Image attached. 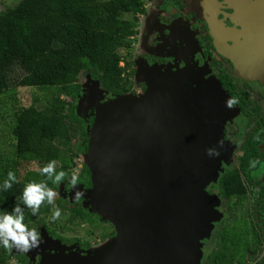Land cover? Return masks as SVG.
<instances>
[{"label": "flooded vegetation", "instance_id": "1", "mask_svg": "<svg viewBox=\"0 0 264 264\" xmlns=\"http://www.w3.org/2000/svg\"><path fill=\"white\" fill-rule=\"evenodd\" d=\"M143 1L145 12L141 15L146 19L133 40L139 39L125 51L126 58L121 62V66H129L127 72L133 84L126 94L142 92L149 96L170 87L181 90L207 131L210 149L220 153L213 155L216 178L207 187V193L215 198L216 209L221 214L213 223L209 237L202 240L200 264H215L223 238L239 246L240 252L234 257L233 264H264V72L261 68L259 77L251 72L252 67H264V0ZM217 25L222 26L219 35L216 34ZM248 35L252 36L251 44ZM256 42L263 44L258 47ZM260 52L262 58L258 56ZM238 53L241 54L240 62ZM84 95L81 93L80 99ZM114 96L117 94L109 92L108 98L97 104L106 103ZM96 97L100 98V95ZM232 98L238 103L229 108L227 102ZM95 105L94 109H91V103L84 102L81 106L82 114L92 121L91 124ZM88 146L89 139L85 145L87 151ZM252 146L256 147L255 151ZM251 161H257L255 168L250 167ZM86 167L82 166L75 176V186L71 183V175L58 187L68 186L63 193L65 199L61 198L59 203L62 209H66V199H78L73 207H68L80 221L89 220L94 212L91 199L84 198L86 191L93 187L91 174L92 187L85 178L81 179ZM235 172L240 173L241 192L226 196L221 179ZM77 192L84 195L77 198ZM83 203L88 213L83 209ZM241 208L242 214L237 217L235 212ZM222 214L226 215L224 219ZM237 220H243L242 239L234 235L238 230ZM45 229L50 235H57L64 246L69 244L76 250H89L87 241L78 235L72 238L58 234L51 224ZM84 229L88 232L90 227L84 225ZM109 231L113 234V230ZM52 243L47 253H56V246L61 249L60 244ZM15 250L12 249L6 264L13 261L16 264H40L43 259L41 254L34 260L29 255L14 256Z\"/></svg>", "mask_w": 264, "mask_h": 264}, {"label": "water", "instance_id": "2", "mask_svg": "<svg viewBox=\"0 0 264 264\" xmlns=\"http://www.w3.org/2000/svg\"><path fill=\"white\" fill-rule=\"evenodd\" d=\"M216 29L219 35L222 26ZM261 68L264 72V67L251 72L258 76ZM90 82L81 103L94 109L106 93L99 82ZM156 93L117 96L92 111L93 187L84 198L91 199L92 211L117 226L118 242L92 257L48 253L40 264H200L202 240L220 218L216 200L207 193L216 178L215 157L208 155L207 131L184 93L171 87Z\"/></svg>", "mask_w": 264, "mask_h": 264}, {"label": "trees", "instance_id": "3", "mask_svg": "<svg viewBox=\"0 0 264 264\" xmlns=\"http://www.w3.org/2000/svg\"><path fill=\"white\" fill-rule=\"evenodd\" d=\"M144 12L143 0H19L15 6L0 11V125L5 119L2 108L17 101L15 87L55 91L43 107L37 106L36 100L28 107L12 109V153L5 154L0 144V210L11 212L20 204L25 210L24 223L30 222L31 211L21 202L28 184L20 177L22 164L37 161L42 181L53 191L70 179L74 162L70 125L86 135L88 124L67 111V100L82 93L83 72L117 96L129 92V66L123 67L121 62L138 33L137 15ZM252 150L256 147L252 146ZM53 161L60 162L56 173H66L58 185L41 171ZM10 171L19 182L3 190ZM85 171L81 179L91 186V172L87 167ZM240 180L238 172L222 177L226 196L241 192ZM46 206V202L41 205L49 212L51 208L46 210ZM221 248L214 263L233 264L239 246L223 238ZM10 256L11 252L0 246V264H6Z\"/></svg>", "mask_w": 264, "mask_h": 264}, {"label": "rangeland", "instance_id": "4", "mask_svg": "<svg viewBox=\"0 0 264 264\" xmlns=\"http://www.w3.org/2000/svg\"><path fill=\"white\" fill-rule=\"evenodd\" d=\"M18 2H19V0H0V11H2V12L6 11L9 8L15 6ZM146 14H148V12H146ZM137 17L139 19V22H137V24H136V30L138 32L141 29V23L144 19H146V16L142 17V15L139 14V15H137ZM138 39H139V37L135 38L133 40V42H136ZM125 53L126 52L124 51L123 54L126 57ZM80 82H81L82 88H84L88 84H90L91 82H90L89 73L83 72L81 77H80ZM99 88L102 91H104L102 89L101 84L99 85ZM13 91L15 93L17 101L14 103L7 104L2 108V110L5 111L4 112L5 119L1 121V125H0V144H1V148H2L3 152L7 155L12 153L13 145H14V139L12 138V135H11L12 133H11V129H10L11 128L10 122L12 120L11 115L14 112L12 109L15 110V109H21V108L28 107V106L34 104L36 100H39L37 106L43 107L44 105H46L49 102V100H51V98L54 95L53 92H55L53 89L52 90L48 89V90L42 91V90H39L37 88H24V87H19V88L15 87V89ZM105 92H106L105 97L107 99L109 92H108V94H107V91H105ZM142 94H143V96H140ZM7 96H9V95H7ZM125 96L132 97V98H134V97L135 98H143V97H146L147 95L140 92L139 95L134 94V93H130V94H126ZM115 97L116 96H114V98ZM114 98H112V99H114ZM66 99H68V98H66ZM67 101H68V103H70L68 105L67 111L73 113L76 118L86 121V123L88 124L86 135H81L78 132L79 128L77 126L70 125V127H71L70 130H71V133L73 135V139L70 142V146L72 143L71 149L73 150L74 158H76L73 162V167L70 169L71 175L73 177V176H77L80 173L82 166H84V167L87 166L90 170V166H89L90 162L88 159L89 155H88V151H87L85 145H87L88 139L90 140V131H91L93 124L90 123V121H89L90 119H88L85 115L82 114V111H81L82 110V107H81L82 103H81L80 98L68 99ZM88 107L90 108V106H88ZM79 108H81V109H79ZM59 164L60 163L55 162L54 167H58ZM91 176H92V173H91ZM20 177L22 179H24L27 183H32V182L40 183V182H42L39 163L37 161H34V162L31 161L30 163L22 164L20 167ZM67 189H68L67 185H62L60 188L54 190L56 192V196L54 197V203L52 205L47 204V206H46V210L48 209V207L51 208V210L49 212L43 210V209H45V207H43V208L40 207V211L37 215L33 216L30 213V222L27 225V227L29 229H36L39 233L40 239L43 242L39 245V247L32 248V250L27 252V253L18 252L17 250H15V251H13L14 256L29 255L31 257V259L33 258L32 260H34L38 254L46 256V255H48L47 251L49 250V248L51 249V247H52V245H50V243L55 241L56 243L61 245V250H60V246H58V247L56 246V250L58 253L64 252L66 255L76 253V255H79L82 257H92L96 254H101V253H104V252L110 250L111 248H113L115 243L118 242V240L120 238L119 229L105 216L100 215L98 212H93V214H90L91 216H90L89 220L80 221L76 218V216L74 214H72L70 212L68 205L73 207L76 200H78V199H76V200H67L66 199L65 201H67V202L65 204V206H66L65 210L59 206V203L62 201L61 198L63 200L65 199L66 195L63 193H65V191H67ZM237 206H240V205H237ZM56 207H59V209L61 210V217L58 220L53 221L52 215H53V212L55 211ZM83 209L88 213V208H87L86 204H84ZM218 212L221 214L219 209H218ZM235 213H237V217H239V215L242 214V208L239 209L238 211H236ZM225 216H226L225 214L224 215L222 214L223 219ZM223 219H221V220H223ZM242 221L243 220H237L236 224H237L238 230L234 234L236 237H239L240 239L243 238L242 231H244L241 228V227H243ZM48 224H51L52 227L56 231H58V234L62 233V234L68 235L72 238L77 237L76 235H78V237H81L83 239V241H87V243L89 244V250H86V251L76 250L73 246H70L69 244L68 245L65 244V246H64L62 244V242L60 241V238H58L57 235H55V236L50 235L48 233V230L45 229V227H47ZM84 225H87L90 227L88 232L85 231ZM109 229L113 230V232H112L113 236H111L112 234L110 233ZM91 233H93V235ZM55 242L52 244L54 245ZM53 254H55V253H49V255H53ZM11 264H16V262L13 261Z\"/></svg>", "mask_w": 264, "mask_h": 264}, {"label": "clouds", "instance_id": "5", "mask_svg": "<svg viewBox=\"0 0 264 264\" xmlns=\"http://www.w3.org/2000/svg\"><path fill=\"white\" fill-rule=\"evenodd\" d=\"M236 103H238V100L232 98L227 102V106L231 108ZM208 155L219 156L220 153L214 152L213 149H208ZM256 164L257 161H251L250 167L255 168ZM54 165V161L50 162L41 171L43 174L47 175L48 179H52L53 183L58 185L64 180L66 173L64 171L56 173ZM18 182L16 174L10 171L8 172L7 179L3 182L2 189H11L13 183ZM71 183L73 186L76 185L77 180L75 176L72 177ZM83 195L82 192L76 193L77 198ZM55 196L56 192L48 188L46 182H32L25 186L21 202L31 211V215L35 216L39 213L41 205L45 202L48 205H52ZM60 217L61 210L59 207H56L52 215V220H58ZM24 221L25 210L20 204H16L11 212L0 210V246L7 249L9 252H11L13 248H16L18 252L23 253L31 251L32 248L39 247L43 241L40 239L38 231L36 229H29Z\"/></svg>", "mask_w": 264, "mask_h": 264}]
</instances>
